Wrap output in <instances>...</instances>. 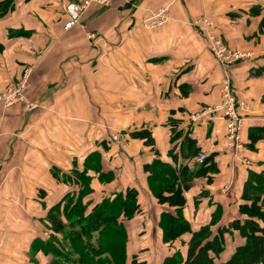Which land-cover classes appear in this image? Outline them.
I'll list each match as a JSON object with an SVG mask.
<instances>
[{
    "label": "crops",
    "instance_id": "0c3cea01",
    "mask_svg": "<svg viewBox=\"0 0 264 264\" xmlns=\"http://www.w3.org/2000/svg\"><path fill=\"white\" fill-rule=\"evenodd\" d=\"M70 1L13 0L12 11L0 15V92L31 67L26 95L36 107L0 104V264L49 262L41 253L32 262L30 245L45 240L47 211L75 191L52 171L61 177L72 170L90 177L88 212L116 193L137 191L141 213L125 223L127 264L135 255L137 264H161L176 251L185 258L189 234L162 243L160 214L172 209L149 192L144 167L158 156L191 172L197 164L189 155L212 156L208 173L192 178L183 192V216L192 231L215 220L214 234L243 219L244 183L250 173H264V0H133L135 9L118 2L92 6L64 30ZM163 7L166 23L148 29L145 21ZM203 15L230 45L253 53L227 72L244 105L240 139L248 166L227 151L222 118L190 119L220 103L226 76L193 25ZM173 121L182 135L171 143ZM252 129L260 137L252 139ZM142 131L151 143L132 136ZM187 132L190 146L181 142ZM242 244L238 232L225 235L217 264Z\"/></svg>",
    "mask_w": 264,
    "mask_h": 264
},
{
    "label": "trees",
    "instance_id": "16d2710c",
    "mask_svg": "<svg viewBox=\"0 0 264 264\" xmlns=\"http://www.w3.org/2000/svg\"><path fill=\"white\" fill-rule=\"evenodd\" d=\"M13 8V0L0 2V15L4 16ZM176 129L175 122H171V143L180 139L182 135ZM255 131L253 129L250 131L252 139L260 137L259 131L257 136L254 135ZM188 132L181 142L190 146L192 140L189 139ZM132 136L144 138L147 144L152 142L147 131L136 132ZM169 154L175 159L173 147ZM199 156L201 154L194 152L189 155L190 159L193 158V163H196ZM96 159L94 156L92 161ZM209 164H213L212 156L205 157L203 162L197 164L195 170L190 172L186 166L172 167L156 156L150 165L144 167L148 174L149 192L158 204H165L172 209L171 212L160 214L158 227L161 230L162 243L171 245L182 235H190L186 257L183 258L176 251L165 257L161 264H217L220 254L225 249V235L234 231L239 233L243 244L221 264H264V173H250L244 183L241 198L247 204L240 207L242 220L233 221L219 228L214 234L211 226L216 224L215 220L200 227L198 231H192L189 222L184 218L183 192L189 187L192 178L208 173L212 168ZM85 174V170L80 173L72 170L70 174L58 177V173L52 171V176L74 186L75 191L65 195L61 202L47 211L44 226L46 230L50 228L52 232L46 240L35 239L31 243L29 259L32 262L35 255L41 253L49 258L47 264H93L94 258L106 254L110 255L109 261L103 260L94 264L128 263L126 250L128 236L125 223L141 213L137 200L138 193L135 189L116 193L103 199L88 212L84 199L92 191L90 177ZM159 182H162L161 186L156 185ZM58 234L61 235V239L58 238ZM65 243L68 244V248L64 246ZM74 256L77 259L73 260ZM138 259L139 255L133 256L130 264H137Z\"/></svg>",
    "mask_w": 264,
    "mask_h": 264
},
{
    "label": "built area",
    "instance_id": "2783aa9c",
    "mask_svg": "<svg viewBox=\"0 0 264 264\" xmlns=\"http://www.w3.org/2000/svg\"><path fill=\"white\" fill-rule=\"evenodd\" d=\"M121 2L123 5L127 6L128 9H135L137 6L133 0H72L64 6V28L70 29L74 27L81 17L92 7H103L109 8L116 3ZM168 10L164 9L157 14H152L151 18L145 21V26L149 29H154L161 26L167 21L166 12ZM193 25L198 29L205 41L206 47L210 55L216 64L225 72V79L221 85V100L220 103L203 109L200 113L191 115L190 119L193 122H203L214 119V117L219 116L225 121L226 127V149L230 152V155L240 163L241 165L248 166L250 162L242 156L243 145L240 139V132L242 127V116L240 115V110L244 108L242 102H240L231 87V79L228 75V70L232 65L236 63L243 62L252 58L251 53H231L228 52L219 38H217L214 33L207 32L205 24L195 20ZM89 39H95V35H88ZM30 70H26L23 79H19L18 83H13L6 90L0 93V102L3 103L4 107H10L22 101V92L27 87V77L29 76ZM28 111H34L36 107L34 105H29L26 108ZM114 141H119V137H113ZM204 156H200L196 159L197 164H201L204 160Z\"/></svg>",
    "mask_w": 264,
    "mask_h": 264
},
{
    "label": "rangeland",
    "instance_id": "374dc122",
    "mask_svg": "<svg viewBox=\"0 0 264 264\" xmlns=\"http://www.w3.org/2000/svg\"><path fill=\"white\" fill-rule=\"evenodd\" d=\"M168 10L167 12H166V17H168L169 18V9L167 8V7H163V8H160V9H158L157 11L155 10L154 12H153V14H157L158 12H160V11H162V10ZM151 18V17H150ZM168 18H167V20H168ZM197 20L198 21H200V22H202L203 24H205V30L207 31V32H210V33H214V35L217 37V38H219V40L221 41V43L223 44V46H224V48L228 51V52H231V53H244V52H249V53H251V55L253 54L252 53V50L251 49H248V48H246V49H248V50H244V49H240V48H238V47H235V46H232V45H230L226 40H224L218 33H217V30H216V28H215V25H214V22L212 21V19H210L209 17H207V16H200V17H198L197 18ZM166 23V22H165ZM163 25V24H162ZM161 25V26H162ZM161 26H159V27H161ZM159 27H156V28H159ZM71 29V28H70ZM149 29V28H148ZM196 29V28H195ZM64 30H69V29H65L64 28ZM197 31H198V29H196ZM199 32V31H198ZM197 32V33H198ZM203 37V36H202ZM204 38V37H203ZM257 40L258 39H254L253 41H252V43H251V45H254V46H256L257 45ZM250 45V46H251ZM239 63H241L240 61H239ZM236 64H238V63H236ZM235 64V65H236ZM232 66H234V65H232ZM231 66V67H232ZM26 70H30V73H29V76L27 77V87H26V89L22 92V97H23V99H22V101L21 102H19V103H16L15 105H24L26 108H28L29 107V105H31V103H29L28 102V99H27V93H28V91L30 90V88H31V85H32V81H31V79H32V72H33V70H32V68L31 67H25L23 70H22V72H21V75H20V77L16 80V81H14V83H18V81H19V79L21 80V79H23V77H24V73H25V71ZM6 90V89H5ZM4 90V91H5ZM4 91H2V92H4ZM2 92H0V93H2ZM0 104L4 107V105H3V103L2 102H0ZM14 105V106H15ZM33 105V104H32ZM11 107V106H10ZM8 108V107H7ZM201 156H203V155H201ZM200 157V156H199ZM198 157V158H199ZM205 157V156H204ZM197 158V159H198ZM162 183V182H161ZM161 183L159 182V183H157L156 185H158L159 184V186H161ZM45 220H46V216H45ZM47 224V223H46ZM49 224V223H48ZM47 224V225H48ZM47 233H46V238H45V240L47 239V237L48 236H50L49 234L52 232L51 231V229L50 228H47ZM58 238L59 239H61V235L60 234H58ZM93 242V241H92ZM64 246L65 247H67L68 248V244L67 243H65L64 244ZM227 251V250H226ZM73 260H75V259H77L75 256L72 258ZM103 260H107V261H109L110 260V255H102V256H100V257H96V258H94V263H97V262H99V261H103ZM93 263V264H94ZM73 264V263H72Z\"/></svg>",
    "mask_w": 264,
    "mask_h": 264
}]
</instances>
